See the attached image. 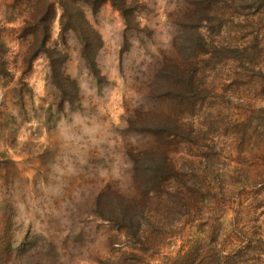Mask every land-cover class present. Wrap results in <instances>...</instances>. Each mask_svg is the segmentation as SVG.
I'll use <instances>...</instances> for the list:
<instances>
[{"label": "rangeland", "instance_id": "374dc122", "mask_svg": "<svg viewBox=\"0 0 264 264\" xmlns=\"http://www.w3.org/2000/svg\"><path fill=\"white\" fill-rule=\"evenodd\" d=\"M62 1L0 0V264L264 249V0H124L130 27L65 0L100 35L95 70ZM46 11L58 80L33 56Z\"/></svg>", "mask_w": 264, "mask_h": 264}, {"label": "trees", "instance_id": "16d2710c", "mask_svg": "<svg viewBox=\"0 0 264 264\" xmlns=\"http://www.w3.org/2000/svg\"><path fill=\"white\" fill-rule=\"evenodd\" d=\"M88 1L91 3L93 8H96L101 4V2H103V0ZM110 1L113 6H115L122 13L126 24L130 27L133 19L131 16L132 9L126 5L124 0ZM64 2L66 1L63 0L61 2L63 8L62 30L66 31L68 29H72L79 33L81 41L84 45L83 56L89 63L90 67L95 70V54H92V52L95 51V48L101 41L100 35L93 27H91V25H89L83 14H81V11L78 10L77 12H74V9L79 8H74L72 10L68 8ZM79 13L81 15H79ZM47 15H49L48 11H46L39 19V25L41 26V37L39 44L33 53V56L38 55L40 52L46 53L50 59L52 77L54 80H58L61 74L62 62L59 59L54 58V55L52 54L53 50L47 46L50 37L49 27L46 23ZM2 72L4 74L7 71L3 69ZM259 244H263L262 238H258L257 235L254 234L251 236L245 233L240 243L235 248H233L230 252H224L222 255H220L219 264H258V255H262V253H264V249L259 247Z\"/></svg>", "mask_w": 264, "mask_h": 264}]
</instances>
